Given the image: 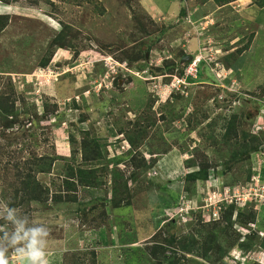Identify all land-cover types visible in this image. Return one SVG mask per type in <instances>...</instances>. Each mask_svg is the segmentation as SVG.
Segmentation results:
<instances>
[{"label": "rangeland", "instance_id": "rangeland-1", "mask_svg": "<svg viewBox=\"0 0 264 264\" xmlns=\"http://www.w3.org/2000/svg\"><path fill=\"white\" fill-rule=\"evenodd\" d=\"M263 2L0 0V15L10 16L0 32V96L15 102L13 128L0 113V250L9 264L29 262L16 251L26 242L6 241L16 225L5 191L15 164L34 155L60 157L38 178L61 200L25 202L16 217L48 231V264H159L148 248L156 240L170 247L171 264L178 246L168 240L201 218L220 219L230 204L222 263L264 264ZM64 28L71 45L58 47ZM98 138L101 185L68 190L69 163L83 162L84 140ZM138 153L146 166L132 163ZM195 170L208 179H188Z\"/></svg>", "mask_w": 264, "mask_h": 264}, {"label": "trees", "instance_id": "trees-1", "mask_svg": "<svg viewBox=\"0 0 264 264\" xmlns=\"http://www.w3.org/2000/svg\"><path fill=\"white\" fill-rule=\"evenodd\" d=\"M218 3L227 4L236 0H216ZM264 6V2L261 4ZM10 23L9 15H0V32H2ZM67 28V27H66ZM64 28L54 39L53 44L58 47H66L70 46L71 41L69 40V34L65 31ZM50 63V59L44 60L42 63L43 67L48 66ZM15 110V102L11 100V98H7V96H0V113L2 115V119L5 122V128H13L15 125V121L9 119L11 114ZM138 125L137 131L142 133V137L147 133V128L142 126V123H136ZM232 118L228 121V129L226 130L225 137H233L232 133ZM129 143L132 146H136L138 140L132 136L127 137ZM104 147L101 144L100 139H85L82 144L83 149V162L76 163V159L72 163H69V175H67L65 179V185L67 189L74 188L76 191L79 186L84 188H96L100 186V176H98V172L100 167H94L92 163H95L104 158L103 149ZM59 156V155H58ZM144 156V155H143ZM60 157H52L50 155H41V156H31L28 159L24 160L22 163H16L14 166L15 171V182L11 183L10 187L12 191H5V196L11 195V201L9 205L11 208L16 209L18 206H21L25 202L39 201V202H48L50 199L54 201H60L61 197H58V193L51 192V188L43 183L39 178L40 173L52 172L53 165L56 161L59 160ZM67 157H63L61 159H66ZM132 163L142 162L143 165H147L145 163L146 157L142 159L141 154L138 153V156L132 157ZM145 163V164H144ZM86 164L90 167H86ZM97 166V165H95ZM140 164H138L137 168H140ZM115 177L123 178V173L116 171ZM209 174L207 172H203L202 170H195L193 172H189L187 174L188 179L193 180H201L208 179ZM132 179V178H131ZM130 182H125L124 187L128 190L130 189ZM118 192L119 187L115 188ZM60 198V199H59ZM73 198V197H72ZM70 197L69 201H75L76 199H72ZM122 199V198H121ZM121 199H117V202ZM117 206L118 203H117ZM236 206L234 204H230L228 208H226L221 215V218L215 221L206 222L204 219H199L198 223L194 227L192 232L188 233V236H173L168 242L170 244H177V248H175L176 257L171 264H186L192 263L193 261L198 262V260H202L201 264H226L222 263L224 258L228 255L229 249H231L232 244V236L231 230L234 226V216L236 212ZM250 218L256 220V215L254 213L249 214ZM7 235V234H6ZM228 237H231V240H228ZM12 237L7 236L8 240L12 241ZM157 242L153 244L151 247H148L152 255L159 260V264H164V261L169 258L166 255V251L170 247H166L164 243ZM243 248L246 247V242L242 241L240 243ZM168 245V244H167ZM169 246V245H168ZM161 251L163 256H161ZM92 254H95L94 252ZM206 262V263H205Z\"/></svg>", "mask_w": 264, "mask_h": 264}, {"label": "clouds", "instance_id": "clouds-1", "mask_svg": "<svg viewBox=\"0 0 264 264\" xmlns=\"http://www.w3.org/2000/svg\"><path fill=\"white\" fill-rule=\"evenodd\" d=\"M6 219L16 225L11 241L12 246L26 242L24 247H18L16 251L23 253L29 264H48L45 241L43 239L49 235L48 231L42 227L26 228L27 221L17 219L16 209L14 208H8ZM0 264H9L6 250H0Z\"/></svg>", "mask_w": 264, "mask_h": 264}, {"label": "built area", "instance_id": "built-area-1", "mask_svg": "<svg viewBox=\"0 0 264 264\" xmlns=\"http://www.w3.org/2000/svg\"><path fill=\"white\" fill-rule=\"evenodd\" d=\"M260 190H261L260 196L264 198V184L260 187Z\"/></svg>", "mask_w": 264, "mask_h": 264}, {"label": "crops", "instance_id": "crops-1", "mask_svg": "<svg viewBox=\"0 0 264 264\" xmlns=\"http://www.w3.org/2000/svg\"><path fill=\"white\" fill-rule=\"evenodd\" d=\"M237 1V0H236ZM234 2V1H233ZM231 3V2H230ZM220 5H224V4H222V3H220Z\"/></svg>", "mask_w": 264, "mask_h": 264}]
</instances>
